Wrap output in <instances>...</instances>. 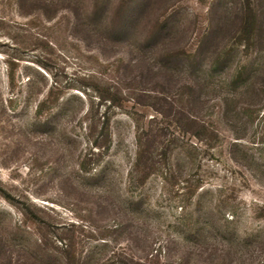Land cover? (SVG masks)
Masks as SVG:
<instances>
[{
    "label": "rangeland",
    "instance_id": "obj_1",
    "mask_svg": "<svg viewBox=\"0 0 264 264\" xmlns=\"http://www.w3.org/2000/svg\"><path fill=\"white\" fill-rule=\"evenodd\" d=\"M108 2L0 0V264H262L264 0Z\"/></svg>",
    "mask_w": 264,
    "mask_h": 264
},
{
    "label": "trees",
    "instance_id": "obj_2",
    "mask_svg": "<svg viewBox=\"0 0 264 264\" xmlns=\"http://www.w3.org/2000/svg\"><path fill=\"white\" fill-rule=\"evenodd\" d=\"M38 1L45 7L54 3V0H19V4H26L27 2L29 5H32ZM107 1L109 2L105 4L106 6L103 7V11L101 13L99 12L97 15L96 11H93L91 16L94 18H97L98 16V20L101 22L103 20V28L110 30L113 36L125 33H130L132 35L138 24H142L145 27L144 30L146 34L144 36V42H149L155 46L158 45V43L162 45L161 43H163V41H165L169 36L167 31L164 32L166 22L161 20L157 16L158 12H156L159 8L158 6H163L166 3V0H139V5L131 11L127 10L129 4H125V0ZM50 16L51 15L46 18L50 19ZM80 17H82V15L77 17V21L79 20V23L82 21ZM151 22H153L154 25L152 24L150 30L146 27V25ZM153 26H156L158 29L155 27L156 30L154 31V29H152ZM159 49H161V47H159ZM42 103L43 102L39 104V107ZM57 252L60 255V259L50 253L42 252V256L50 257V260L47 263H43V260H41L42 264H81V258H79L78 255L75 257L70 244H64L61 248L57 249ZM225 254H228L230 257L229 264H245L246 258L242 254L231 253L229 249ZM225 254L219 255V264L224 263ZM262 264H264V262Z\"/></svg>",
    "mask_w": 264,
    "mask_h": 264
}]
</instances>
